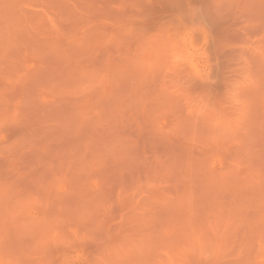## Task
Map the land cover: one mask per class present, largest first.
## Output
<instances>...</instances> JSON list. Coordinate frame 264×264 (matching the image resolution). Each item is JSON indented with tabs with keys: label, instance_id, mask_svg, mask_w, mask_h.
<instances>
[{
	"label": "rangeland",
	"instance_id": "rangeland-1",
	"mask_svg": "<svg viewBox=\"0 0 264 264\" xmlns=\"http://www.w3.org/2000/svg\"><path fill=\"white\" fill-rule=\"evenodd\" d=\"M0 264H264V0H0Z\"/></svg>",
	"mask_w": 264,
	"mask_h": 264
}]
</instances>
